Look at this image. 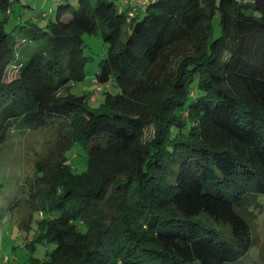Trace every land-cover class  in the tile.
Listing matches in <instances>:
<instances>
[{
    "label": "trees",
    "instance_id": "trees-1",
    "mask_svg": "<svg viewBox=\"0 0 264 264\" xmlns=\"http://www.w3.org/2000/svg\"><path fill=\"white\" fill-rule=\"evenodd\" d=\"M125 1L78 0L68 15L57 0L55 19L20 22L23 62L6 29L13 2L0 0V149L17 125L55 137L36 162L41 218L24 244L55 247L20 264L238 262L264 194V0ZM85 35L107 46L95 81L120 90L97 108L69 92L91 60ZM75 144L87 148L81 174Z\"/></svg>",
    "mask_w": 264,
    "mask_h": 264
},
{
    "label": "rangeland",
    "instance_id": "rangeland-1",
    "mask_svg": "<svg viewBox=\"0 0 264 264\" xmlns=\"http://www.w3.org/2000/svg\"><path fill=\"white\" fill-rule=\"evenodd\" d=\"M12 1H14L11 7L12 14L6 29L20 42L17 46L20 51L17 49V53L20 58L22 57L21 61L27 62L30 58L27 53L32 43L19 39L21 32L16 25L32 19L35 12L29 11L25 15L21 12L24 9L22 6L29 3V0ZM62 1L71 4L68 15L78 7V0ZM33 2L35 3V0ZM49 7L55 9V13L50 18L54 19L57 6L50 2L45 9L48 10ZM21 17L24 18L21 19ZM214 30L216 35L220 33L217 22ZM23 52L26 54H22ZM106 52L107 46L100 35L84 36L83 54L86 57H91V60L85 67V79L72 85L69 92L73 95H87L90 108L99 107L105 101L106 92L120 93V90L113 85L102 90L100 84L95 81L99 63L105 58ZM19 59L14 61L15 66L19 65ZM17 69L18 67H10L7 79L11 80ZM65 94V91H61V95ZM152 135L153 128H147L145 140H149ZM54 142L55 137L51 128L29 131L17 125L11 130L8 140L0 149V182L3 184L0 187V264H20L25 262L30 255L45 259L47 251H51L55 247L52 243L48 245L37 244L34 254L24 247V244L29 243L34 235L36 223L41 218V211L33 209L34 203L30 196L31 192H35L39 182L35 167L36 162L49 153ZM67 156L78 174L88 169V153L84 145L75 144ZM37 205L39 206L38 203ZM247 210L249 211L248 217L251 220L255 245L240 261L226 264H264V194L257 195L256 202H252ZM211 226L218 230H224V232L229 231L228 226L223 224L211 222ZM6 257H8V261H6Z\"/></svg>",
    "mask_w": 264,
    "mask_h": 264
},
{
    "label": "crops",
    "instance_id": "crops-1",
    "mask_svg": "<svg viewBox=\"0 0 264 264\" xmlns=\"http://www.w3.org/2000/svg\"><path fill=\"white\" fill-rule=\"evenodd\" d=\"M32 1V2H31ZM56 1L57 0H35V3L33 2V0H29V3H27L26 5H23L22 7L24 8L21 12L25 15L28 14L29 11H34L35 12V16L32 19H28L34 22H43L44 20L40 21V19L42 17L46 18V19H50L52 17V15L55 13V9L54 7H49L48 10H46L45 8L47 6H49L50 2H53L54 5H56ZM14 3V1H12ZM125 6H130V7H136L139 8V10H141V8L145 5L140 4L138 1L136 0H126L125 1ZM141 5V6H139ZM34 6V7H32ZM53 6V5H52ZM145 8V7H143ZM12 14V12H11ZM10 14V15H11ZM56 16V14H55ZM24 17H21V19ZM55 19V17H54ZM25 20V19H24ZM27 21V20H26ZM26 21H22L21 23H24Z\"/></svg>",
    "mask_w": 264,
    "mask_h": 264
},
{
    "label": "built area",
    "instance_id": "built-area-1",
    "mask_svg": "<svg viewBox=\"0 0 264 264\" xmlns=\"http://www.w3.org/2000/svg\"><path fill=\"white\" fill-rule=\"evenodd\" d=\"M136 1H138L140 4L144 5V4L150 3L151 1H155V0H136ZM136 14H137L136 8H134L133 10H131L129 12V15L131 17H134ZM105 87H107V85H105ZM102 88L103 87H100V89H102ZM6 260H8V257H6Z\"/></svg>",
    "mask_w": 264,
    "mask_h": 264
}]
</instances>
